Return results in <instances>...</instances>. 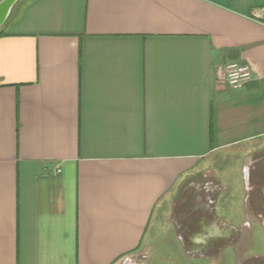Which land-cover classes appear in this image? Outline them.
Here are the masks:
<instances>
[{"label": "crops", "instance_id": "0c3cea01", "mask_svg": "<svg viewBox=\"0 0 264 264\" xmlns=\"http://www.w3.org/2000/svg\"><path fill=\"white\" fill-rule=\"evenodd\" d=\"M261 7L18 0L0 26V264H152L231 246L240 225L217 210L229 185L215 164L264 140ZM232 61L254 73L240 89L217 78ZM241 168L247 190L259 172ZM254 194L249 221L264 219Z\"/></svg>", "mask_w": 264, "mask_h": 264}, {"label": "rangeland", "instance_id": "374dc122", "mask_svg": "<svg viewBox=\"0 0 264 264\" xmlns=\"http://www.w3.org/2000/svg\"><path fill=\"white\" fill-rule=\"evenodd\" d=\"M248 150L246 146L241 148V153L237 156L226 158V163L217 167L220 179L229 185L224 193V203L219 202L217 210L224 214L234 224L240 225L237 229V235L224 252L219 253L218 257L209 256L199 258H188L174 251L172 253L160 251L152 264H264V219L255 215L254 220L245 219L246 194L250 195L248 201L255 197V191L264 192V180L260 183L257 179L254 185V173L251 172L250 186L246 190L244 182V170L242 164L256 166L257 172L263 173L264 169V140L253 141ZM245 149V150H244ZM255 179V178H254ZM255 186V187H254ZM249 203V202H248ZM247 203V206H248ZM251 223L246 226V223ZM233 244V245H232ZM216 256V254H215ZM126 264H147L144 256L134 255L133 259Z\"/></svg>", "mask_w": 264, "mask_h": 264}, {"label": "built area", "instance_id": "2783aa9c", "mask_svg": "<svg viewBox=\"0 0 264 264\" xmlns=\"http://www.w3.org/2000/svg\"><path fill=\"white\" fill-rule=\"evenodd\" d=\"M253 18L264 24V7L256 10ZM254 76L253 70L248 63L240 61H232L225 66H221L217 70L218 80L226 83L233 89L242 88L247 81ZM61 169L58 168L56 173H60Z\"/></svg>", "mask_w": 264, "mask_h": 264}, {"label": "water", "instance_id": "95a60500", "mask_svg": "<svg viewBox=\"0 0 264 264\" xmlns=\"http://www.w3.org/2000/svg\"><path fill=\"white\" fill-rule=\"evenodd\" d=\"M18 0H0V26L6 20Z\"/></svg>", "mask_w": 264, "mask_h": 264}, {"label": "flooded vegetation", "instance_id": "af4514ba", "mask_svg": "<svg viewBox=\"0 0 264 264\" xmlns=\"http://www.w3.org/2000/svg\"><path fill=\"white\" fill-rule=\"evenodd\" d=\"M263 178H264V172L263 173H258V180L260 179V183H261V181H263ZM256 193H258V192H256ZM252 203L257 208H260L261 207L260 199H259V197H258L257 194H255V197L254 196L252 197Z\"/></svg>", "mask_w": 264, "mask_h": 264}, {"label": "trees", "instance_id": "16d2710c", "mask_svg": "<svg viewBox=\"0 0 264 264\" xmlns=\"http://www.w3.org/2000/svg\"><path fill=\"white\" fill-rule=\"evenodd\" d=\"M2 31L0 30V33H1Z\"/></svg>", "mask_w": 264, "mask_h": 264}, {"label": "bare ground", "instance_id": "6f19581e", "mask_svg": "<svg viewBox=\"0 0 264 264\" xmlns=\"http://www.w3.org/2000/svg\"><path fill=\"white\" fill-rule=\"evenodd\" d=\"M211 231V230H210ZM194 238V237H193ZM202 240V239H201Z\"/></svg>", "mask_w": 264, "mask_h": 264}]
</instances>
